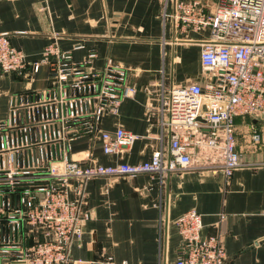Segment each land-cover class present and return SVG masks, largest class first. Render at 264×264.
Masks as SVG:
<instances>
[{
  "label": "built area",
  "instance_id": "obj_1",
  "mask_svg": "<svg viewBox=\"0 0 264 264\" xmlns=\"http://www.w3.org/2000/svg\"><path fill=\"white\" fill-rule=\"evenodd\" d=\"M175 21L185 28H208L200 49L204 85H160V126L169 132V150H155L149 159L101 164L69 156V144L82 135L97 134L105 154H117L137 135L123 127L102 131L106 114L133 96L123 67L110 62L96 69L95 51L80 61L55 41L44 45L40 59L27 65L25 53L0 34V71L35 73L49 66L48 84L15 94L0 120V264H68L69 246L80 238L89 217L85 184L97 176H163L192 164L191 149L202 144L222 160L229 178L241 165L235 150L234 118L264 120V0H216L207 9L202 0L176 3ZM253 142L259 135L252 133ZM224 214H220V219ZM181 237L174 264H226L220 235H201V214L194 208L174 221ZM108 264H132L104 259Z\"/></svg>",
  "mask_w": 264,
  "mask_h": 264
},
{
  "label": "crops",
  "instance_id": "obj_2",
  "mask_svg": "<svg viewBox=\"0 0 264 264\" xmlns=\"http://www.w3.org/2000/svg\"><path fill=\"white\" fill-rule=\"evenodd\" d=\"M182 0H0V34L20 48L27 65L40 59L45 44L55 41L71 60L95 51L93 66L106 62L123 67L133 96L120 102L116 114L104 115L102 131L117 127L137 135L117 154H105L98 133L69 144V156L83 163H136L158 148L169 150V132L159 120L160 85H204L199 54L208 28H185L175 21ZM211 10L216 0H202ZM49 66L26 73L0 71V120L15 94L48 84ZM235 150L241 165L226 178L221 158L204 144L191 149L192 164L163 176H97L85 184L89 217L80 238L72 240L68 264H108L106 256L132 264H174L181 244L175 219L194 208L201 214V235H220L226 264H264V120L234 118ZM259 135L258 142L251 139ZM220 214L224 217L220 219Z\"/></svg>",
  "mask_w": 264,
  "mask_h": 264
}]
</instances>
